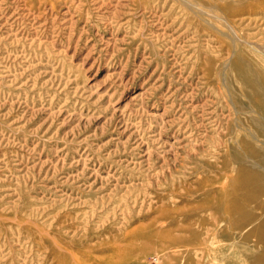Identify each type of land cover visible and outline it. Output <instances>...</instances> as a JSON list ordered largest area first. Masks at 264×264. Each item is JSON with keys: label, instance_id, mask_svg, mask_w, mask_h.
I'll list each match as a JSON object with an SVG mask.
<instances>
[{"label": "rangeland", "instance_id": "374dc122", "mask_svg": "<svg viewBox=\"0 0 264 264\" xmlns=\"http://www.w3.org/2000/svg\"><path fill=\"white\" fill-rule=\"evenodd\" d=\"M202 9L264 49V0H0V264H264Z\"/></svg>", "mask_w": 264, "mask_h": 264}, {"label": "bare ground", "instance_id": "6f19581e", "mask_svg": "<svg viewBox=\"0 0 264 264\" xmlns=\"http://www.w3.org/2000/svg\"><path fill=\"white\" fill-rule=\"evenodd\" d=\"M198 11L208 17L204 20L213 28L215 26L210 19L219 20L229 31H220L219 34L228 35L233 46L232 55L222 61L218 82L223 96L227 98L224 102L227 104L225 106L223 104V109L227 108L230 112L228 114L230 118L225 124L227 133L223 135L226 137L230 135L229 148L232 149V158L237 174L233 188L241 192V197L230 198L223 202L222 207L225 211L232 212L229 215L230 219L242 216V221L234 224V228H242L254 219L253 211L248 208L250 203H255L260 209H264V201L260 202L264 196V146L258 145V143L264 145V68L257 62H244V53L239 49L246 44L258 47L262 52L264 49L258 43L247 41L240 36L236 37L238 34L235 27L223 16L212 14L204 9ZM207 60L208 62L212 61L211 58H207ZM231 65L232 75L241 84L239 93L233 91V87L228 82V69ZM231 121H233L232 125ZM218 139L221 143L220 138ZM229 139L225 142L227 145ZM253 261L257 264L261 262V258H254Z\"/></svg>", "mask_w": 264, "mask_h": 264}]
</instances>
